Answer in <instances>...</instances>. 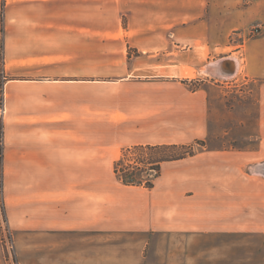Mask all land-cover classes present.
Returning <instances> with one entry per match:
<instances>
[{
  "label": "crops",
  "instance_id": "crops-1",
  "mask_svg": "<svg viewBox=\"0 0 264 264\" xmlns=\"http://www.w3.org/2000/svg\"><path fill=\"white\" fill-rule=\"evenodd\" d=\"M245 4L259 7L262 0H7L4 204L15 207L26 183L34 191L53 193L62 168L81 172L68 177L72 184H82L76 206H64L59 222L56 215L51 218L50 229L61 233L60 247L67 251L55 264H264V202L256 208V221L246 223L239 189L224 197L207 181L184 186L185 178L172 174L171 164L187 158L162 165L160 177L171 186L140 209L139 219L124 210V216L102 224L101 193L95 191L102 147L112 155L113 148L117 153L132 146L184 145L188 141L182 139L181 118L191 112L189 98L201 122L206 99L195 93L183 101L180 88L141 90L136 87L140 81L128 76L110 82L111 106L102 108L98 81L54 75L62 68L54 63L63 57L87 56L99 62L102 19H111L109 34L122 38L126 51L140 54L137 58L146 57L148 67L173 71V78L192 76L198 63L185 60V54L194 55L198 44L211 54L234 30L258 20L215 15L217 9ZM154 57L163 58L154 64L149 60ZM235 60L215 62L227 75L221 77L234 74L228 65ZM102 111L109 113V128L103 130ZM102 134L107 137L102 139ZM235 181L242 183L238 176L229 183ZM149 212L152 225L146 219ZM134 247L143 249L141 254L148 250L139 262L124 256L123 250Z\"/></svg>",
  "mask_w": 264,
  "mask_h": 264
},
{
  "label": "rangeland",
  "instance_id": "rangeland-1",
  "mask_svg": "<svg viewBox=\"0 0 264 264\" xmlns=\"http://www.w3.org/2000/svg\"><path fill=\"white\" fill-rule=\"evenodd\" d=\"M217 14L215 15L218 19L258 20L242 29L234 30L226 43L211 54L208 53L206 45L199 44L196 52L192 53L194 55L185 54V60L191 59L198 63L197 69L192 70V76L187 73L185 77L173 78V71L148 67L146 57L137 58L140 54L136 50L126 51L125 41L109 34L107 29L111 19H102L99 62L94 63L93 57L87 56L63 57L64 60L54 63L62 67L54 72V75H68L72 79L92 78L98 81L102 87V108L111 106L107 99L110 87L114 84L110 82L128 76L140 81V85L136 87L141 90L180 88L183 101L186 97L198 93L206 99L204 121L201 122L200 112L197 111L199 114H196L193 110L196 105L190 98L191 112L182 113L184 115L181 118L182 139L188 141V146L193 145L195 156L172 163L171 172L174 174L175 171L185 178L184 186H196L207 181V184H212L213 188L225 193L224 197L226 194H236L239 189L238 192L243 193L245 200V221L252 223L258 216L254 215L256 208L259 203L264 202V71L258 72V68L264 67V0L259 7L245 4L240 7L217 9ZM4 31L5 26L0 35L3 63ZM162 58L154 57L149 60L156 64L157 59ZM231 58H236L235 64L232 62V65H228L232 72L235 71L233 75L221 77L208 72L211 63H222V60L225 62ZM93 67L95 72H92ZM158 75L159 78L156 77ZM112 104H115L114 100ZM108 121V111H102V130L109 128ZM3 123L4 117L0 116V264L59 263L61 255L67 251L60 247L61 233L50 229L51 218L56 215L59 222L64 206L68 209L76 206L78 200L75 195L80 194L82 184H72L68 177H77L81 172L78 169L75 174L74 169H60V178L55 179L53 193L34 191L30 184L26 183L22 185L20 201H15V207H7L2 202L5 203L6 187L5 168L1 158L4 145ZM105 136L102 134V139L107 137ZM115 150L112 149V156L102 147L101 168H95V174H100V183L95 184V191L101 193L102 224L110 222V218L116 221L120 214L124 216V210L134 219H139L140 209L149 207L163 188L171 186L164 184L165 180L161 177L155 179L154 187L150 189L144 186H126L121 180L122 174L115 172L116 168H126V172L131 173L134 169H130V165L138 166L136 161L148 159L151 152L134 151L124 156L127 149L117 153ZM134 174L143 181L149 179V174L143 169H136ZM236 176L242 179V183H229L231 178ZM228 178L230 179L226 180ZM92 188L93 185L90 184L89 189ZM260 218L264 223V215ZM146 219L152 225V213H147ZM134 242L140 240L134 239ZM128 250L131 254L126 253ZM142 251L143 249L135 247L123 250L124 256L133 262H139L148 250L141 254ZM121 254L122 251L118 249V256ZM162 254L164 255V251Z\"/></svg>",
  "mask_w": 264,
  "mask_h": 264
},
{
  "label": "trees",
  "instance_id": "trees-1",
  "mask_svg": "<svg viewBox=\"0 0 264 264\" xmlns=\"http://www.w3.org/2000/svg\"><path fill=\"white\" fill-rule=\"evenodd\" d=\"M134 151H145L151 152V155L148 159L136 161L138 166L130 165V169H143L149 174V179L143 181L135 177L134 171L129 173L126 172V168L118 169L116 168L115 172L117 174L121 173V180L126 186H144L145 188H153L155 179L160 177L162 165L167 162L179 161L186 159L188 157L195 156V150L193 145H156V146H134L133 148H128L124 152V156H127L129 153ZM1 158L3 161V145H2V154ZM119 165V164H117ZM4 200V199H3ZM4 204V201H2ZM7 220V218H6Z\"/></svg>",
  "mask_w": 264,
  "mask_h": 264
},
{
  "label": "built area",
  "instance_id": "built-area-1",
  "mask_svg": "<svg viewBox=\"0 0 264 264\" xmlns=\"http://www.w3.org/2000/svg\"><path fill=\"white\" fill-rule=\"evenodd\" d=\"M7 0H0V35L1 29L4 30L6 19ZM1 40V37H0ZM3 55L0 47V116H5V84L6 76L3 71Z\"/></svg>",
  "mask_w": 264,
  "mask_h": 264
},
{
  "label": "bare ground",
  "instance_id": "bare-ground-1",
  "mask_svg": "<svg viewBox=\"0 0 264 264\" xmlns=\"http://www.w3.org/2000/svg\"><path fill=\"white\" fill-rule=\"evenodd\" d=\"M208 72H211V74L215 73V74H218L220 76H227L226 74H224L223 72L220 71V66H218V64H216V63H212L208 67Z\"/></svg>",
  "mask_w": 264,
  "mask_h": 264
}]
</instances>
